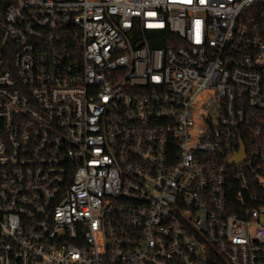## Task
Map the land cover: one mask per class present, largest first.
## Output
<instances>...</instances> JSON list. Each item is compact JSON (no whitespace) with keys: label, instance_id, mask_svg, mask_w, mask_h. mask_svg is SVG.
<instances>
[{"label":"built area","instance_id":"built-area-1","mask_svg":"<svg viewBox=\"0 0 264 264\" xmlns=\"http://www.w3.org/2000/svg\"><path fill=\"white\" fill-rule=\"evenodd\" d=\"M0 264H264V0H0Z\"/></svg>","mask_w":264,"mask_h":264},{"label":"water","instance_id":"water-1","mask_svg":"<svg viewBox=\"0 0 264 264\" xmlns=\"http://www.w3.org/2000/svg\"><path fill=\"white\" fill-rule=\"evenodd\" d=\"M245 154L244 147L242 146L241 150L235 153V156L232 159V162H236L241 159Z\"/></svg>","mask_w":264,"mask_h":264}]
</instances>
